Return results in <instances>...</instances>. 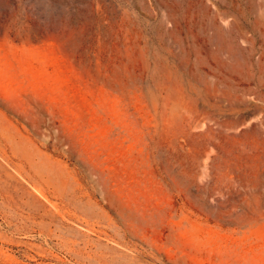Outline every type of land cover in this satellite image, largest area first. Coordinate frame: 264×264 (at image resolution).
Returning <instances> with one entry per match:
<instances>
[{"label":"rangeland","instance_id":"1","mask_svg":"<svg viewBox=\"0 0 264 264\" xmlns=\"http://www.w3.org/2000/svg\"><path fill=\"white\" fill-rule=\"evenodd\" d=\"M0 264H264V0H0Z\"/></svg>","mask_w":264,"mask_h":264}]
</instances>
